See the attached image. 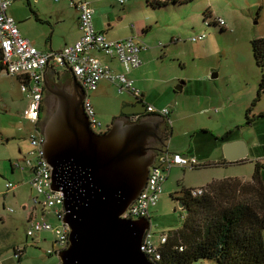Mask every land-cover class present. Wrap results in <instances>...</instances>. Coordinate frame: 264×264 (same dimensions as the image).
Listing matches in <instances>:
<instances>
[{
    "label": "rangeland",
    "instance_id": "rangeland-1",
    "mask_svg": "<svg viewBox=\"0 0 264 264\" xmlns=\"http://www.w3.org/2000/svg\"><path fill=\"white\" fill-rule=\"evenodd\" d=\"M125 1L121 4L113 0V8L121 11L135 2L146 7V0ZM154 14L158 15L157 19L170 22L168 28L175 25L180 32L174 41L163 36L162 45L154 39L158 32L151 33V46L160 54L146 65L144 74L142 70L135 71L133 77L141 90L146 91V104L171 109L170 148L197 154L203 164L200 168L179 165L171 168L163 193L150 210L151 239L159 245L161 235L183 227L188 216L187 209L179 206L174 195L206 186L216 179L250 180L257 161L264 167V117L260 116L264 111V91L250 112L252 122H248L246 115L262 80L252 40L264 36V0L179 1L155 8ZM214 17L223 19L225 24L216 23ZM204 32L206 37L191 40ZM213 73L217 76L213 77ZM180 82L183 87L176 90ZM104 83L103 89L90 91L89 95L105 126L124 109L123 101L132 102L135 96L130 92L120 93L111 82ZM48 99L53 100L46 110L50 116L56 99L54 96ZM27 102L17 77L3 72L0 75V264H59L58 254L47 252L53 248L55 235L46 232L43 235L47 240L37 239L40 236L37 235L36 241L34 236H27L28 213L33 209L32 197L36 192L25 182L19 168L12 171V163L20 160L24 164L23 155L33 147L28 138L34 126L23 116ZM228 131L233 132L232 138L246 141L248 156L244 162L226 161L224 145L217 137ZM19 147L23 152H19ZM9 181L15 184L14 188H7ZM24 204L27 209L23 208ZM39 210L35 213L40 215ZM46 216L57 222L56 216ZM18 247L25 248L21 257L16 252Z\"/></svg>",
    "mask_w": 264,
    "mask_h": 264
},
{
    "label": "water",
    "instance_id": "water-1",
    "mask_svg": "<svg viewBox=\"0 0 264 264\" xmlns=\"http://www.w3.org/2000/svg\"><path fill=\"white\" fill-rule=\"evenodd\" d=\"M44 81L57 105L44 124L43 157L52 166L51 188L64 193L63 221L71 228L59 264H160L142 250L151 217L123 215L147 185L156 157L147 145L150 137L158 139L160 123L116 119L96 132L84 109L86 90L75 75L72 90ZM182 87L180 82L176 90ZM146 110L147 104L138 101L123 112ZM223 152L227 161L238 162L247 158L248 145L243 139L227 141Z\"/></svg>",
    "mask_w": 264,
    "mask_h": 264
},
{
    "label": "built area",
    "instance_id": "built-area-1",
    "mask_svg": "<svg viewBox=\"0 0 264 264\" xmlns=\"http://www.w3.org/2000/svg\"><path fill=\"white\" fill-rule=\"evenodd\" d=\"M119 1L121 3L125 2V0ZM12 2L13 0H0V55L4 66L2 70L12 75H22L24 77L21 88L28 96L29 101L24 109V117L34 124L35 129L30 135L33 147L23 157L25 163L22 164L20 160H16V163L13 162L12 165L13 168L17 167L22 171L25 181L35 190L36 194L32 197L35 208H44L49 215H54L57 218V222L53 223L44 216L31 217L27 236H35L42 231L53 233L57 246L54 245L47 252L58 254L69 246L71 228L68 223L63 221L66 212L63 203L64 193L51 188L52 166L43 157V144L45 141L44 120L42 119L45 93V73L43 75V72H46V66L48 67L51 61L61 66L68 65L77 77L78 82L86 90L84 109L90 125L96 132L101 133L104 124L98 117L89 92L97 90L102 80H108L116 84L119 92H131L140 99L142 92L135 86L134 80L127 73L131 69L141 66L142 58L140 54L143 46L134 37L108 38L104 32L96 29L94 9L91 4L86 0H79L77 2L73 1L72 4L79 10L81 37L73 44L60 50L41 51L21 34L15 18L8 14L7 10ZM218 21L220 24H225V21L221 18ZM206 36L207 33L204 32L192 39L199 40ZM93 50L119 60L124 70L121 72L115 71L109 64L103 63L98 57L92 55ZM147 111L158 112L160 115L168 113L166 109L157 110L153 105L148 104ZM140 116L138 114L134 117L139 119ZM200 164L201 162L195 156L170 151L166 148L158 151L154 162L150 166L147 185L123 215L131 218L150 216L151 208L157 205L163 193V185L171 168L177 165L194 167ZM6 186L8 189H12L15 184L9 181ZM204 191L205 188L203 187L193 188L191 194L199 196ZM167 238L168 233H163L160 244L157 245L151 239V229L145 233L142 250L151 261L155 263L162 261V247ZM57 247L59 248L57 249ZM183 248V246L179 247L180 250H183Z\"/></svg>",
    "mask_w": 264,
    "mask_h": 264
},
{
    "label": "crops",
    "instance_id": "crops-1",
    "mask_svg": "<svg viewBox=\"0 0 264 264\" xmlns=\"http://www.w3.org/2000/svg\"><path fill=\"white\" fill-rule=\"evenodd\" d=\"M71 1L72 0H13L7 12L9 15L15 18L21 34L25 38L29 39L32 42V44L36 46L39 50L41 51L60 50L67 45L73 44L76 40H78L81 37V34H82L80 26H79V22H80L79 21V10L76 8V6L70 3ZM74 1H79V0H74ZM86 1H88L94 9V24L97 30L104 32L106 36L110 39L134 37L143 46L141 50V54H140L142 58L141 66L131 69L127 73L128 76L133 80L135 79L133 77L134 76L133 73L135 71L142 70L141 73L144 74L146 65L154 61L155 58H157L158 55L160 54L157 52L156 48H153L151 46L152 43L150 42L151 38H149V36L152 34L155 35L158 32V34L154 36V39L156 40L158 39L159 41L158 44L162 45L161 39H163V36H168L172 41H174V38H176V33L180 32L179 27L177 28L174 25L170 29L168 28L169 26H171L170 22L161 21L160 19H157L156 17H158V15L154 14L155 8L151 7L149 3H147V1L145 4L146 7L143 6L142 3L140 2H135V5L130 3L125 8H123V10L121 11L117 8H113V5H112L113 0H86ZM117 1L121 3L119 0ZM125 3L126 1L121 4H125ZM191 40L193 41V39ZM91 54L98 57L103 63L109 64L117 72H121L124 70V67L121 65L119 60L115 58L109 57L105 55L104 53L95 51V50H93ZM3 72L7 73L6 71L1 70L0 75ZM7 74L12 75L9 73ZM15 76L17 77V79L20 81L22 85L24 77H21L18 75H15ZM45 79H46V82H48L50 85L64 86L66 89H69V90L74 89V75L72 71L67 66H61V65L55 64L53 61L49 63L46 69ZM103 81L110 82L108 80H102L100 82L98 89H103L106 86V84ZM134 84L140 90L142 89L136 84L135 80H134ZM48 92H49L48 88L45 85L43 112H42V118L44 115L45 119L49 117L46 110L53 103V100L48 99V96H54V95H48L47 94ZM125 92L127 91L120 92V93H125ZM141 92H142V95L140 99L134 95L135 100H133L132 102L123 101L124 108L138 101H143L145 103V97L147 96L146 91L141 90ZM26 97L28 99L27 95ZM28 102H27V105H28ZM148 105L154 106V104L152 103H149ZM156 109L157 110L166 109L168 113H164L160 115L158 112L146 110V112H143V113L127 114L123 112V109H122L118 115L114 116L111 122L106 123V126H108V128L111 127L113 122L116 119H123L125 123H129V124L137 123V122L139 123L143 121H158L160 123L161 121L162 122L161 129H163V131L166 132V136L162 138V142L160 141L161 146L158 151H161L164 148H166L170 151L183 153L182 151L171 149L168 143L169 131L170 130L172 131V127L169 125L170 115L172 112L171 109L166 106H160V108H156ZM151 113H154V114H151ZM138 114L141 115L140 118L135 119L134 116ZM123 115H130L132 121L126 119V117H124ZM23 116H24V112H23ZM175 120H177V118ZM163 124L166 126L164 127ZM34 130L35 129H33V131ZM228 132H230L229 137L224 138V136ZM228 132H226L222 136L219 135V137H217L218 140L221 142V145L222 144L224 145L227 141L238 139L237 137H234V138L231 137L233 133L232 131H228ZM29 139H30V136L28 140ZM19 152H23V149L21 147H19ZM27 153H25L23 157ZM183 154H187L189 156H195L198 159V161H200L199 156L197 154L190 153L189 151ZM200 157H201V154H200ZM12 171H14L13 167H12ZM262 173H263V170H262ZM263 177H264V173H263ZM201 187H204V186H201ZM33 193L34 192L31 189V194L33 195ZM34 207L35 206L33 205L32 211L28 213V220H30L31 217L39 218V216L40 217L44 216L45 218H47L46 215H49V213L47 212L46 209L35 208L37 210L40 209L39 211L41 213L39 215L38 213H35L37 210H35ZM23 208L27 209V204H24ZM49 220L51 221V219ZM53 223H56V222H53ZM46 232H49V231H42V232L37 233L34 236V240L36 241L37 235H40L39 237H37V239L40 238V240H47V237L43 235V233H46ZM54 243L55 241L52 243V247L54 246ZM21 249H22V254H23L25 248L18 247L17 250L19 251Z\"/></svg>",
    "mask_w": 264,
    "mask_h": 264
},
{
    "label": "trees",
    "instance_id": "trees-1",
    "mask_svg": "<svg viewBox=\"0 0 264 264\" xmlns=\"http://www.w3.org/2000/svg\"><path fill=\"white\" fill-rule=\"evenodd\" d=\"M146 1L151 7L160 8L172 2L188 0ZM217 19L219 20L214 17L215 22L219 23ZM252 49L255 60L262 69V80L257 97L247 108L248 122H252L250 112L264 91V36L252 40ZM3 68L0 55V71ZM260 116L264 117V111ZM229 133L224 138H228ZM202 165L201 163L193 168H200ZM262 170V164L257 161L250 180L240 177L216 179L203 187L205 191L202 195H192V188L174 195L187 209L188 216L183 227L169 232L162 247L163 259L160 264H264ZM180 246L184 247L183 250L179 249ZM16 252L21 256V250Z\"/></svg>",
    "mask_w": 264,
    "mask_h": 264
},
{
    "label": "flooded vegetation",
    "instance_id": "flooded-vegetation-1",
    "mask_svg": "<svg viewBox=\"0 0 264 264\" xmlns=\"http://www.w3.org/2000/svg\"><path fill=\"white\" fill-rule=\"evenodd\" d=\"M48 95H54L53 93H50L48 92L47 93ZM55 99H56V105H57V97L54 95ZM55 105V107H56ZM124 117H126V119L128 120H131V116L130 115H123ZM47 118L43 121V123L45 124ZM132 121V120H131ZM161 125H162V122L160 121V128L158 129V139H154L153 137H150L149 138V141H148V149H149V152L151 153H155L157 154L158 153V150L161 146V142L159 140V138H163L164 136H166V132L163 131V129H161ZM106 128L108 129V126H104L103 129H102V132L105 130L106 131Z\"/></svg>",
    "mask_w": 264,
    "mask_h": 264
}]
</instances>
